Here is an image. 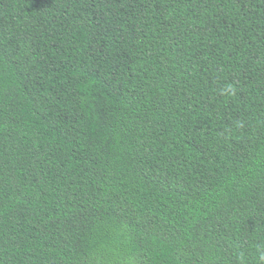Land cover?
<instances>
[{"label": "trees", "instance_id": "trees-1", "mask_svg": "<svg viewBox=\"0 0 264 264\" xmlns=\"http://www.w3.org/2000/svg\"><path fill=\"white\" fill-rule=\"evenodd\" d=\"M0 264H264V0H0Z\"/></svg>", "mask_w": 264, "mask_h": 264}]
</instances>
